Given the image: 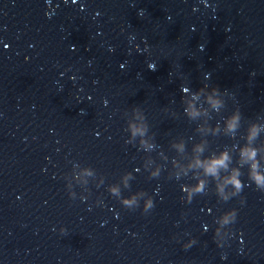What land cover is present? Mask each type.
I'll return each mask as SVG.
<instances>
[{
  "label": "water",
  "instance_id": "obj_1",
  "mask_svg": "<svg viewBox=\"0 0 264 264\" xmlns=\"http://www.w3.org/2000/svg\"><path fill=\"white\" fill-rule=\"evenodd\" d=\"M252 124L264 166V0H0V264H264L247 167L228 201L187 167Z\"/></svg>",
  "mask_w": 264,
  "mask_h": 264
},
{
  "label": "clouds",
  "instance_id": "obj_2",
  "mask_svg": "<svg viewBox=\"0 0 264 264\" xmlns=\"http://www.w3.org/2000/svg\"><path fill=\"white\" fill-rule=\"evenodd\" d=\"M213 93L215 95L209 96L208 100L211 106L218 110L222 106V102L216 98L218 95L217 90L213 89ZM200 113L192 109L189 111V115L192 118H195ZM241 116L239 112L233 113L226 121V129L227 133H234L238 127L240 126ZM132 136H144L146 132L145 127H139L136 125H132L130 127ZM260 127L256 124H252L248 129V134L246 137V143L238 147V152L236 153V166L230 167L233 162V155L229 153V151L224 150L219 154H213L212 156L206 159H200L197 157L187 166L188 169L198 170L202 173V176L205 178H209L210 181L215 182L216 184V194L217 196L224 200L228 201L233 197L238 196L245 187L244 182L241 179L243 175L242 169L247 167V178L251 184H254L256 189L264 192V166H262L260 160L258 159L259 149L254 146V142L259 136ZM147 147L151 148V145H147ZM178 150L183 151V145L176 146ZM195 151L197 153L203 154L204 148L202 146H197ZM227 173L226 175H221V173ZM87 175H92V170H86ZM153 177L157 176V173L152 174ZM130 178L129 176L125 177V185L127 186V180ZM208 181L205 179L198 180L195 184L190 185L191 188V196L194 197L198 194H204L205 189L207 187ZM231 188V193L227 192V189ZM110 192L113 194H118L119 189L113 186L110 189ZM71 195V194H70ZM147 195L144 192L136 193L131 196L124 197L120 203L127 209L134 210L139 207L140 199L143 196ZM190 203L191 200L189 199ZM154 207L153 198L149 195L143 203V212L148 213ZM237 212L235 209H231L230 211L224 213L221 217V220L225 226H229L236 221ZM63 231V229H62ZM216 237V234H215ZM193 242H189L184 246L187 248Z\"/></svg>",
  "mask_w": 264,
  "mask_h": 264
}]
</instances>
